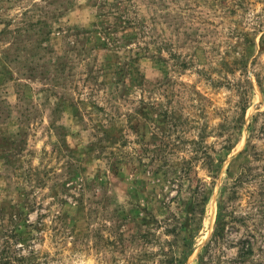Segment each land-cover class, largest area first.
I'll return each mask as SVG.
<instances>
[{"label":"rangeland","instance_id":"374dc122","mask_svg":"<svg viewBox=\"0 0 264 264\" xmlns=\"http://www.w3.org/2000/svg\"><path fill=\"white\" fill-rule=\"evenodd\" d=\"M0 264H264V0H0Z\"/></svg>","mask_w":264,"mask_h":264},{"label":"trees","instance_id":"16d2710c","mask_svg":"<svg viewBox=\"0 0 264 264\" xmlns=\"http://www.w3.org/2000/svg\"><path fill=\"white\" fill-rule=\"evenodd\" d=\"M120 4V3H119ZM134 20V19H133ZM132 19L125 21V23L128 24L129 28H131L132 30H135L137 28L142 30L140 27H143V25H145L144 22H142L141 20H139L137 18V20L139 21H133ZM146 28V27H145ZM108 28H104V32H107ZM157 29V28H156ZM155 29V30H156ZM167 43L172 44L171 42H169L168 40L162 41V44L160 46V48L162 50H167L169 52V56L174 58L173 55V50L170 49V44L168 45ZM167 46V47H166ZM165 61V60H164ZM183 67L187 66L186 63L182 64ZM248 102H246V105H244V107L242 108L243 112L246 113L247 110V104ZM167 116L168 114H171L170 117V121H169V129H168V133L166 135H171L173 132H180V131H185L183 129L184 125H186V121H179L176 117L174 118V120L172 121V113L167 111ZM164 117L167 118L166 115H163ZM243 122V119H240ZM241 123V121H240ZM242 124V123H241ZM239 124V125H241ZM204 131V129H202V132ZM199 139H192L191 141H183L182 138L180 137L179 143H181L182 145H185V143L189 144L188 147V151H190L192 153L191 157H189L188 159H183V165L181 168V172L183 173L180 175V179L181 178H185L189 176V172H192V169L194 168V163L199 162V160H202V163L204 166H208V170L213 172V170H217L218 165L216 163V159L214 157V153H216L215 150V146H210L207 145L205 143H203V139H205V137H207V135H199L198 136ZM171 141H160V144L158 143V145L155 147L154 151L157 152L158 156L156 157V159H159V161H164V163H168L169 158L167 155H165V151L166 149H170ZM179 143H173V148H178L181 147V145H178ZM234 145L233 139L232 137L229 135L226 140L223 143V147L231 149ZM162 158V160H161ZM222 162V161H221ZM116 168L118 167L115 166ZM192 193L193 195L191 196V199L189 200L188 206H187V216H186V220L188 221V223L190 224L189 230L187 231V234L185 235V237L182 239L183 240V246L185 249L184 254H183V258H187V256L189 255V249L190 246L192 244V241L196 235V233L198 232V230L200 229V224H201V220L202 217L205 213V204L207 202V196L205 195L204 192V188H201L199 186V188H194L192 189ZM180 219L177 218V221H179ZM196 222H198V225L194 226L193 224H195ZM193 223V224H192ZM178 224V223H177ZM175 225L174 228L172 229V231H175L176 234H179L181 227H179L178 225ZM219 235L222 233L219 230Z\"/></svg>","mask_w":264,"mask_h":264}]
</instances>
